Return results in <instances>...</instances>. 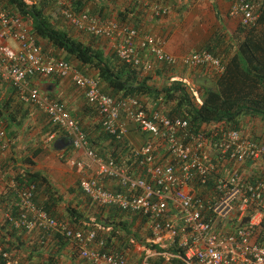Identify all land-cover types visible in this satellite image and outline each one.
<instances>
[{
    "label": "built area",
    "instance_id": "built-area-1",
    "mask_svg": "<svg viewBox=\"0 0 264 264\" xmlns=\"http://www.w3.org/2000/svg\"><path fill=\"white\" fill-rule=\"evenodd\" d=\"M24 1L31 6L38 0ZM51 1L60 8L70 28L109 41L118 58L137 67L155 70L157 64L162 63L173 67L223 69L221 59L205 49L178 56L169 52L166 40L152 31L122 25L115 19H103L88 10H78L77 0ZM138 1L144 7L151 6L156 17L171 13L168 5ZM257 6L253 0H230L229 14L247 27H257L260 19ZM50 77L71 79L99 112L105 130L117 138L128 140L131 125L151 135L152 139L133 147L136 170L119 167L113 158L105 160L90 148L85 131L66 104L51 100L33 84L34 80ZM0 79L11 83L22 101L47 114L59 131L71 138L73 147L85 153V158L76 160L72 167L91 202L97 208L115 207L146 216L152 235L147 244L130 239L141 251L140 262L134 263L128 251L106 248V234L115 230L112 225L102 224L95 218L86 229L74 226L66 218L50 216L34 204V185L16 188L20 199L16 203L17 215L12 212L11 203L3 204L0 200L2 220L17 229L37 231L42 234L40 242L43 244L61 235L79 258L90 264H151L152 259L158 257L167 260L178 257L185 264H264V244H258L252 229L261 223L256 214L264 217V181L251 183L241 173L247 163L256 168L264 167V142L251 139L237 129L217 132L218 124L210 126L213 132L208 135L209 126L194 130L190 128L189 119L170 117L168 108H158L157 101L153 106H146L145 99L107 94L95 74L83 71L64 56L48 53L34 33L32 19L2 1ZM170 81L187 85L197 104H203L197 85L189 75L172 74ZM56 137L57 133H52L46 142L51 143ZM12 145L5 122L0 119V151L5 153ZM12 171L6 170L0 162L2 196L10 194L6 186L15 187L13 175L6 182V174ZM103 178H109L112 187ZM207 190L209 195L204 197L201 192ZM254 205L261 209L257 207L255 213L248 216ZM246 217L251 218L247 222L251 228L242 226L246 224L243 223ZM177 237L178 245L187 248L183 255L155 250L148 245L154 243L168 249L177 242ZM0 254L4 264H25L2 246Z\"/></svg>",
    "mask_w": 264,
    "mask_h": 264
},
{
    "label": "trees",
    "instance_id": "trees-1",
    "mask_svg": "<svg viewBox=\"0 0 264 264\" xmlns=\"http://www.w3.org/2000/svg\"><path fill=\"white\" fill-rule=\"evenodd\" d=\"M0 1L32 19L34 33L38 35L43 43L46 42L45 49L48 52L51 54L61 52L60 55H63L70 62L76 63L82 70L86 69L87 73H89L88 70H94V74L103 83V91L107 94L118 98L135 97L142 101L145 99L146 106H153L151 102L157 101L158 108L163 106L168 108L170 117L189 119L190 128L194 130H199L205 125L209 126L206 129L208 135L213 132L210 126L218 124L217 132L237 129L251 139L264 142V28L262 31L259 29L261 24L264 23V0H253L258 5L256 12L260 15L257 27H247L243 25L240 19L235 18L238 19V24L234 26L235 29L231 32L232 29L229 28L231 21L228 18H218L219 21L211 27L210 32L199 43L197 50L205 49L213 56L221 59L223 63L221 71L206 66L194 68L187 66L173 67L162 63L157 64L158 67L155 70H146L144 66L137 67L122 61L118 58L114 49L109 51V56H107L108 54L104 49H96L94 45L102 40L100 37L88 35L71 28L89 37L90 41L86 44L74 38L70 30L59 26L60 22L66 20L62 16L60 8L51 0H38L31 6L27 5L24 0ZM155 1L150 0V2ZM189 1L192 2L193 0ZM174 2L177 4V0H174ZM157 3L173 7L172 0H157ZM75 5L78 10H88L90 14L103 19H115L122 25L142 27L146 32L150 29L141 25L140 12L135 13L138 6H143V3L138 0H77ZM189 9L188 4H183L178 8L177 14L182 17ZM229 16L232 17L230 14ZM232 18L234 19V17ZM172 74L189 75L197 85L203 104H197L187 85L178 81L171 82L170 76ZM157 78L160 81L156 83ZM9 93L10 96L7 98L0 95V119L5 122L10 137L16 140V143L17 138L26 137L23 138V149L24 151L28 150L32 155L24 154L20 157L19 161L21 163L19 166H16L15 161L11 162L10 159L3 161L5 169L10 170L12 166L14 168L15 187L6 186L10 194L7 197L0 195V200L3 204L8 205L11 203L12 212L17 215L18 207L16 203L20 199L16 193V188L34 185V204L44 209L52 217L69 219L60 212V204L64 202L65 194L52 183L44 172L36 168L37 159L41 160L43 155L49 154L47 153L49 150L56 149L54 142L48 146V149L43 147V139H47L50 134L55 132L57 137L61 134L64 135V133L59 131V127L43 112L37 118V124L31 122L30 107L17 99L18 93L13 86H11ZM48 95L51 100H59L52 94ZM82 115H92L94 117L93 124H89L82 117L78 121L87 135L90 148L105 160L110 157L113 158L119 167L128 166L136 170L137 157L133 152L134 145L127 139H119L114 134L106 131L99 112L88 102L82 110ZM259 129L262 131L259 132ZM31 131L34 132V135H31ZM141 133L145 137V142L152 139L149 133ZM157 146L159 145L157 144ZM13 152H18L15 144ZM244 167L252 168V170L256 168L251 163H247ZM257 171L248 177L247 174L241 173L245 174L244 177L251 183L256 184L259 181H264V169L260 170L257 167ZM136 173L138 172L136 171ZM103 180L110 181L109 178H103ZM78 182L80 187V181L78 180ZM211 182L209 188L213 186ZM115 189H120V187ZM201 193L204 197L209 195L208 190ZM257 207L259 206H252L248 216H252ZM107 209L112 211L114 219L115 216L124 219L109 221L102 216V213ZM259 209L261 208L259 207ZM71 210L78 211L73 210L70 205L68 211L72 212ZM96 211L98 221L105 222L115 228L112 233L113 237L117 236L124 244V248L120 251L134 247L130 241L131 238L140 243L145 242L140 230L133 229V223L135 221L147 222L146 216L140 213L126 212L115 207H98ZM74 212L70 214L73 218L74 216L77 218L85 216L84 213ZM71 221L73 222L72 219ZM242 226L252 227L249 223ZM252 229L258 244H264V217L260 225L252 227ZM41 235H38V243L34 242L26 245L25 240L29 236V230L25 228L23 230L17 229L6 220H2V223H0V246L10 251L13 256L18 257L25 251L28 253L24 259L25 264H30L33 260H36V264H59L58 259L53 254L55 252L59 253L69 242L61 235H55L52 238L54 244L42 249V251H46V254H43L40 249L47 247L48 244L40 242ZM113 237L107 241L106 248H110V246L113 248ZM178 242L179 237H177V242L168 249L154 243H148V245L155 250H168L174 254L183 255L187 248L178 245ZM54 245L57 248H52ZM0 264H4L1 254ZM151 264H185V262L178 257L169 260L158 257L153 258Z\"/></svg>",
    "mask_w": 264,
    "mask_h": 264
},
{
    "label": "crops",
    "instance_id": "crops-1",
    "mask_svg": "<svg viewBox=\"0 0 264 264\" xmlns=\"http://www.w3.org/2000/svg\"><path fill=\"white\" fill-rule=\"evenodd\" d=\"M211 1V6H212V10L213 12H208L207 10L205 11H200L196 14L197 16V22H201L202 20H211V27L217 22L219 21L218 18H224V19H229L231 21V26H229V28L232 29L231 32L234 31V26H236L238 24V19H233L232 17L229 16V9H230V0H210ZM157 2V0L155 1ZM172 5L173 8L174 6H177V4L174 2V0H172ZM172 7V6H171ZM202 7H205L204 4L202 3ZM171 9V13L172 10L174 11V9L176 10V8ZM140 12V17L142 19L141 21V25H144V28H150L148 31H152V27H157V32H169V33H173L171 35V39H169L167 41L166 47L167 50L173 54L176 55H181L184 52V47L182 46V44L185 41V37L181 34V32H178V29L176 30V26L178 25V22L174 23L173 19H169V20H163L162 24H158L156 25V21L153 22L154 17L152 16V11H151V6L148 8H144L142 5L141 7H137L135 13H139ZM171 16V15H170ZM178 16V15H177ZM173 18H175L173 16ZM177 19V18H176ZM155 24V25H154ZM176 27V28H175ZM175 28V29H174ZM264 28V23L261 24L260 26V30L262 31ZM211 29V28H210ZM73 29H71V34L74 38L83 41L84 43L88 44L90 39L89 37H87L84 34H80L79 32L75 31ZM178 35V36H175ZM206 34L203 35V37H205ZM162 37V36H160ZM240 38H242V36H240ZM203 39H200V42ZM182 42V44L180 43ZM199 42V43H200ZM96 49H104L106 54H108L107 56H109V51L113 50L112 48V44L109 41H105V40H100L99 42H97L95 45ZM83 71H87L86 69ZM89 73L94 74V70H88ZM158 81H160L159 78H157L155 80V82L157 83ZM41 82L45 84H49V87L47 89L48 94H52L53 96H55V98L59 99L61 102L65 103L69 112L79 120H81L82 118L84 120H86V122H88L89 124H93L94 121V117L91 115H82V110L84 109V106L87 102V99L85 97V95L83 94V92L72 82L71 79L68 80H61L58 79L56 77H50V78H45L43 79ZM10 88L5 86L3 83L0 82V95L4 96V98H7L10 96ZM149 101V99H147ZM150 102V101H149ZM154 103V102H151ZM42 112L38 109H35V111H33L31 113V122L37 124L38 120L37 118L40 116ZM86 113V112H85ZM82 117V118H81ZM128 141L134 145V146H140L143 145L141 144L142 142H145V137L143 136V133H141L139 131V129L136 126L131 125L130 126V133L128 136ZM16 143V142H15ZM20 145H24V142H19ZM56 145V149L52 150L50 152H52V154L50 155L51 157H54L52 160L47 161V163H45V165L40 166V163L37 165V169L41 170L42 172H44L52 181V183H54L59 190L64 193L65 195V200L64 202H62L60 204L61 208H60V212L62 213V215H64L65 217L69 218L68 220L71 221V219L73 220L74 224L84 227L86 229H88L89 225H91L92 220H94L95 218H97L98 214L96 215V208L95 205L86 197V194L82 191L81 187H79L78 185V176L77 173L74 171V167H72L71 164V157L72 155L76 156V159H84L85 158V153L83 151L80 150H76L75 148H72V140L70 137H68L67 135H59L55 142ZM70 149H72V152H70ZM48 153V152H47ZM73 153V154H71ZM13 157H17L19 155L18 158L24 156V154H29L32 155L31 153H29V151H24L23 147H20L18 152L12 153ZM9 156L7 154H3L0 151V160L3 161V159L5 161H8ZM48 160V159H47ZM13 167V166H12ZM260 170L264 169V167L260 166L258 167ZM12 169V168H11ZM10 169V170H11ZM14 169V168H13ZM12 169V170H13ZM9 170V169H6ZM257 171V168L253 169L252 168H248V167H244L243 168V172L245 174H247V176H250L252 174H255ZM259 172V171H257ZM11 175H14V172L12 171L11 173L6 174V182L7 180L11 179ZM110 187H112V184L110 181H106ZM71 205L73 210H78L77 212L74 213H84L85 216L83 218H77L76 216L71 217L70 214H73L72 212L68 211V207ZM112 211H110L109 209H107L106 211H104L102 213V216L104 218H107L109 221L112 220H116V221H121L124 218H119L115 216L112 217ZM257 218L259 219L258 221H262L263 219V215L258 213L256 214ZM98 221V220H97ZM71 221V223H73ZM0 223H2V213L0 212ZM100 223H104L105 222H100ZM87 225V226H86ZM86 226V227H85ZM133 229H139L142 236L144 237L143 240H145V242H149V234L150 229H149V224L146 222H141V221H135L133 223ZM113 233V232H112ZM112 233L106 234L107 237V241L109 240V238H112L113 235ZM38 232H29V236L26 238V242L28 244L31 243H38ZM114 242V246L113 248H108L110 250H120L122 248H124V244H122V241L117 237H113L112 239ZM38 241V242H37ZM139 244H141L140 242H138ZM48 246L47 247H42L40 249V251H42V249H46L48 248L50 245L54 244L53 240H48L47 241ZM46 244V245H47ZM52 248H57L55 247V245ZM125 250V249H124ZM139 247H132L130 249H127L125 251H128V254L131 256L132 261H134V263H139L140 262V257H141V253H139ZM43 254H46V251L43 250L42 251ZM28 253H26L25 251H23L18 257V259L22 260L23 262H25V258L27 256ZM53 256H55L58 259V263L59 264H78L79 262H84L86 264H90L88 261L86 260H82L81 258L78 257V253L73 249L72 245L67 243L66 247L64 249H62L61 251H59V253L55 252L53 254ZM30 264H36V260H33V262H30Z\"/></svg>",
    "mask_w": 264,
    "mask_h": 264
},
{
    "label": "rangeland",
    "instance_id": "rangeland-1",
    "mask_svg": "<svg viewBox=\"0 0 264 264\" xmlns=\"http://www.w3.org/2000/svg\"><path fill=\"white\" fill-rule=\"evenodd\" d=\"M202 3L204 4L205 7H202ZM177 4H178L177 6H174V8L177 7L176 10L173 7H171V5H169L171 9L172 8L174 9V11L172 10V13H170L169 15L161 16V17H156L154 15H152V16L155 19V20H153V22L156 21V23H155L156 25L162 24L163 20H169L171 18L173 19L174 23L178 22V25H175L177 28L176 27L175 28H176V30L178 29V32H181V34L185 37L184 43L182 44V42H180L182 44V46L184 47V52L181 55H185L186 53H190V52L197 50V48L199 46L200 39H204L206 36L203 37V35L204 34L207 35L210 32L211 20L207 19V20H202L201 22H197L198 20L196 19L197 18L196 14L202 10L203 11L207 10L208 12H213V10H212L210 0H193L192 2L189 0H177ZM183 4H188L190 9L188 11H186L182 17H180L177 14V10ZM173 16L175 18H173ZM56 22H58V21H56ZM59 26H62L63 28H65L66 30H70V32H71V28H69V26L66 22H60ZM152 28H153L152 32L158 36H162L166 40V42L169 39H171V35L173 33H169V32H160L159 33V32H157L156 26L152 27ZM175 36H178V35L174 34V37ZM45 43L46 42L44 41V45H45ZM9 44L13 45V42L10 41ZM56 53L58 54V56H61L60 55L61 52H56ZM181 55H178V56H181ZM260 131H262V130L259 129V132ZM30 133H31V135H34L33 131H31ZM21 138H26V137H21ZM44 140H45V138L43 139V141ZM50 145H51V143H50ZM70 152H72V149H70ZM48 153L49 154L43 155V158L41 160H38V162L40 163V166L45 165V163H47V161L52 160L54 158V157L50 156L52 154V152H50V150L48 151ZM71 154H73V153H71ZM76 160H77L76 156L72 155V157H71L72 166L75 165ZM141 244H147V243L144 242ZM138 251H139V253H141L140 250H138ZM78 264H86V263L79 262Z\"/></svg>",
    "mask_w": 264,
    "mask_h": 264
},
{
    "label": "clouds",
    "instance_id": "clouds-1",
    "mask_svg": "<svg viewBox=\"0 0 264 264\" xmlns=\"http://www.w3.org/2000/svg\"><path fill=\"white\" fill-rule=\"evenodd\" d=\"M70 28V27H69ZM89 35V34H88ZM102 40H105V39H102ZM41 41V40H40ZM105 41H107V40H105ZM41 43L43 44V46H44V48H45V46H46V44L44 45V43L41 41ZM46 50V49H45ZM47 52H48V50H46ZM48 53H50V52H48ZM52 54H54V55H56V56H58L57 54H56V52H54V53H52ZM61 56H63V55H61ZM40 81H42V80H34V85L35 86H37V87H39L40 88V90L42 91V92H44V93H46L47 95H48V91L47 90H44V87L42 86L43 85V83H42V85H41V82ZM0 82L1 83H3L5 86H7V87H9V88H11V86H13L11 83H9V82H6V81H3L2 79H0ZM6 83H9V84H6ZM15 88V87H14ZM16 89V88H15ZM16 91H17V89H16ZM49 96V95H48ZM20 102H22L23 104H25V105H27V106H29L30 107V109H31V113L33 112V111H35V109H37V108H35L31 103H26V102H24V101H22L20 98H19V95H18V98H17ZM39 110V109H38ZM5 127H6V124H5ZM6 130H7V133H8V136H9V138L10 139H12L11 137H10V132L8 131V129H7V127H6ZM57 138V137H56ZM13 140V145H12V148L10 149V150H8L7 152H5V153H3V154H7L8 156H9V158H7V159H10V161L12 162V161H15V163H16V166H19L20 165V163H21V161H19V159L20 158H18V156L17 157H13V154L12 153H14L13 152V147H14V144L17 146V148H18V150H19V148L20 147H23V145H20V143L19 142H22L23 143V138H17V143H15L16 142V140H14V139H12ZM56 140V139H55ZM55 140L53 141V142H55ZM47 141V139H45L44 141H43V147H47V149H48V146H50V143H47L46 142ZM51 144H52V142H51ZM55 143H54V147H55ZM56 148V147H55ZM2 153V152H1ZM16 154V153H15ZM36 160V159H35ZM3 161H4V159H3ZM3 161H1L0 160V162H1V164L3 165ZM14 163V164H15ZM39 164V162H38V159H37V165ZM12 169H13V167H12ZM39 264V263H38Z\"/></svg>",
    "mask_w": 264,
    "mask_h": 264
},
{
    "label": "water",
    "instance_id": "water-1",
    "mask_svg": "<svg viewBox=\"0 0 264 264\" xmlns=\"http://www.w3.org/2000/svg\"><path fill=\"white\" fill-rule=\"evenodd\" d=\"M42 86L44 87V90H47L48 87H49V84L45 83V84H43ZM250 220H251L250 217H246V218L244 219V222H243V223H247V222L250 221Z\"/></svg>",
    "mask_w": 264,
    "mask_h": 264
}]
</instances>
